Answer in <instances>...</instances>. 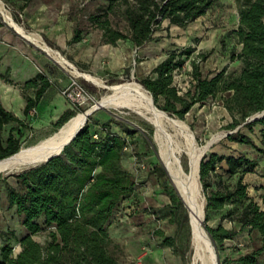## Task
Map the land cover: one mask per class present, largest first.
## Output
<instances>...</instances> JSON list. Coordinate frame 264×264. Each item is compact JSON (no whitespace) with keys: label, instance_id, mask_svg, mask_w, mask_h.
I'll use <instances>...</instances> for the list:
<instances>
[{"label":"trees","instance_id":"obj_1","mask_svg":"<svg viewBox=\"0 0 264 264\" xmlns=\"http://www.w3.org/2000/svg\"><path fill=\"white\" fill-rule=\"evenodd\" d=\"M217 1L109 0L89 16V21L100 31L102 43L129 41L139 48L156 41L155 35L165 29V22L185 28ZM238 3V24L232 30L236 47L230 54L237 68H223L213 76H204L193 61L190 85L181 92L174 83V73L181 71L194 50H172L150 75L138 82L152 94L160 110L181 120L194 105L219 98L232 118L227 128L242 126L251 131L259 126L264 144V116L249 121L264 111V0ZM14 18L18 21L17 16ZM73 32L68 44L80 42L83 37L79 28ZM201 57L205 60L208 54ZM2 78L13 84L7 75ZM50 85L46 73L21 85L24 92L35 90L34 98L25 96L26 115L34 110ZM83 111L81 107L67 110L53 125V131ZM13 124L27 128L0 99V160L21 149L22 134H13L18 129ZM136 133L115 118L98 113L88 118L60 156L17 173L0 175L7 207L24 229L21 234L15 230L0 231V264H119L117 255L122 249L110 235V226L125 202L139 201L144 169L133 170L129 150ZM227 139L251 145L264 154V149L240 129ZM257 165L244 155L210 153L202 159L200 179L206 196V218L209 220L210 210L221 212L219 223L206 229L219 254L226 250V242L236 243L237 257L222 255L220 264H264V183L249 193L244 181ZM149 168L169 197L171 217L177 218L181 202L175 201L168 189L165 170L155 165ZM262 178L264 182V174ZM41 233H46L44 243L35 239ZM156 235L163 237L162 245L177 252L173 237L164 236L161 231H156ZM16 245L19 251L14 253Z\"/></svg>","mask_w":264,"mask_h":264},{"label":"rangeland","instance_id":"obj_2","mask_svg":"<svg viewBox=\"0 0 264 264\" xmlns=\"http://www.w3.org/2000/svg\"><path fill=\"white\" fill-rule=\"evenodd\" d=\"M108 2L109 0H0L1 24H10L5 17V14L9 15L23 29V33H20L27 40H29L27 36L39 37L41 43L44 42L43 44L58 52L80 73L97 77L106 85V87L97 86L81 76L76 77L71 69L63 68L39 45L29 40L33 44L31 48L33 47L35 54L43 55L45 59L59 68L61 66L69 76L70 81H77L88 92L89 100L82 106H75L73 102L66 98L72 109L81 107L84 111L87 110L96 101L110 93L108 86L130 81L139 83L138 79L150 75L153 69L166 59L168 53L172 50L176 53H180L187 48L194 50L191 57L186 59L181 71L174 73V83L181 92H184L190 85L193 61L198 64L204 76H213L215 72L223 68L228 70L237 68V62L230 60V54L233 48L236 47V39L232 34V30L236 29L238 24V0H218L217 4L204 16L185 28L168 26L165 22L163 24L165 29L155 35L156 41L140 48H132V54L127 55V66L131 70L129 78L115 75L101 77L100 70L95 67L93 70L89 68V72L81 70L79 67L86 68L88 65L82 61H74L73 57L76 56V51H72L74 47L66 45L63 49L58 46L55 40H48L39 29L41 22L47 21L51 24L58 20L59 22L63 21L64 18L66 22L71 23V29L79 28L83 37L86 38L87 42L85 44L87 46L83 47L81 51L87 54V49L92 50L90 55L98 57L104 54L105 47L101 42L100 31L91 24L89 16L97 13L99 8L106 6ZM15 16H17L18 21L15 20ZM36 19H40V22ZM77 52L79 53L80 50ZM201 54H208V57L203 60ZM112 61L111 58L110 62ZM78 113L80 112L76 114ZM98 113L113 117L130 129L137 131L129 144L132 156L131 166L134 171L137 168L144 169L141 171L143 186L140 188L138 203L125 202L115 213L113 223L110 226V235L122 249L117 255L119 264H190L192 248L188 214L159 158L158 148L154 141L153 126L127 108H101L91 116ZM183 121L194 133L197 145L200 148L210 143L204 156H208L210 153L233 156L244 155L258 163L257 167L244 177L245 183L248 184L249 193H252V188L259 183L260 173H263L264 170V154H261L251 145L230 141L227 137L240 129L241 132L250 136L259 148L264 149L259 126H255L251 131L242 126L236 129H228L227 126L232 122V118L219 98L209 99L205 104L194 105L185 114ZM56 131L49 129L38 133L37 139H25L21 148L35 145ZM152 165L162 167L165 170L168 178L167 187L171 190L175 201L181 202L177 218L171 217L170 208H168L170 204L169 197L165 194L164 187L158 182L157 176L151 172L149 167ZM182 166L188 172L189 161L185 155L182 157ZM17 172L1 175L6 176ZM223 178L226 179V176ZM232 180L234 181V179ZM2 185L0 184V231L15 230L18 234H21L24 229L21 227L14 211L8 209ZM202 192L205 196L204 188ZM220 213L219 211L210 210L208 213L209 220L205 219V226H216L220 221ZM205 217H207L206 210ZM156 231L163 232L164 236L173 237L177 252L168 246L162 245L163 237L157 236ZM35 239L44 243L46 233L35 236ZM1 242L0 239V245ZM213 245L216 248L219 262L222 255L237 257L236 243L226 242V250L220 254L214 242ZM18 251L19 247L16 245L14 253ZM262 262L264 263V259Z\"/></svg>","mask_w":264,"mask_h":264},{"label":"bare ground","instance_id":"obj_3","mask_svg":"<svg viewBox=\"0 0 264 264\" xmlns=\"http://www.w3.org/2000/svg\"><path fill=\"white\" fill-rule=\"evenodd\" d=\"M5 17L11 25L23 33V29L9 15L5 14ZM27 38L44 49L63 68L71 69L76 77L81 76L97 86L106 87L99 78L80 73L58 52L50 49L43 44L44 42L41 43L39 37L27 36ZM108 88L109 94L96 101L87 110L74 115L60 131H56L37 144L47 146L48 151L60 149L62 144L84 125L86 112L92 107L127 108L150 123L154 128V141L161 163L188 214L192 248L190 264H216L215 247L205 226V197L198 173L199 162L207 146L200 148L197 145L194 133L183 120L154 106L150 93L140 83L130 81ZM35 145L22 147L14 156L0 161V171L3 173L20 171L27 162L41 154L37 152L39 147ZM184 155L189 161L188 172L182 166Z\"/></svg>","mask_w":264,"mask_h":264},{"label":"crops","instance_id":"obj_4","mask_svg":"<svg viewBox=\"0 0 264 264\" xmlns=\"http://www.w3.org/2000/svg\"><path fill=\"white\" fill-rule=\"evenodd\" d=\"M36 20L40 22V19ZM70 24L64 18L63 21L59 22L58 20L51 24L44 21L39 24V29L48 40H55L58 46H61L63 49H65L66 45L74 47L72 50L76 51V56L74 55L75 57H73L74 61H82L88 65L84 69H82L83 66L79 67L81 70L89 72V68L93 70L95 67L100 70L99 74L101 77L109 75L122 76L123 78L130 77L131 70L126 62L127 55H131L132 48L137 47L129 41L118 42L116 45L103 43L105 47L103 50L104 54L98 57L91 56L92 50L87 49V54L81 51L83 47L87 46L85 44L87 42L85 37H82L80 42L68 44L74 33V28L71 29ZM29 43L31 42L16 30L13 25L3 23L0 27V99L2 105L8 111L14 113L23 122L24 126H27L25 128L17 124L12 125L13 128H18L13 134L17 136V132L20 131L22 140L37 139L38 133L52 129L53 125L67 110H72L71 105L61 93L70 83L69 76L61 66L59 68L45 59L43 55L35 54L32 49L33 47L31 48L33 44ZM90 48L92 49V47ZM79 50L80 52L78 53L77 51ZM111 58L112 62H110ZM39 73H46L51 85L34 110H31L26 115L24 113L27 103L25 96L34 98L35 90L31 88L24 92L21 85L33 79ZM5 75L13 81V84L6 82L2 78ZM262 172L260 173L259 183L251 190L252 193L256 192V186L263 185L264 183L262 178L264 170Z\"/></svg>","mask_w":264,"mask_h":264},{"label":"water","instance_id":"obj_5","mask_svg":"<svg viewBox=\"0 0 264 264\" xmlns=\"http://www.w3.org/2000/svg\"><path fill=\"white\" fill-rule=\"evenodd\" d=\"M148 91V90H147ZM149 92V91H148ZM150 93V92H149ZM150 95H151V99H152V103L154 104V106H156V104H155V102H154V99H153V96H152V94L150 93ZM157 107V106H156ZM99 109H101V107H92V108H90L87 112H86V117H85V121H84V125L78 130V131H76V133L71 137V138H69L67 141H65L63 144H62V146H61V148L60 149H58V150H54V151H48V149H47V146H39V144H37V145H35V147H39L38 148V151L37 152H41V154L40 155H37V157H35L34 159H32L31 161H29V162H27L25 165H24V168H21L20 169V171H22V170H24V169H27V168H30V167H34V166H38V165H40V164H43V163H46V162H49L50 160H52V159H54V158H56V157H58V156H60L62 153H63V151H64V149L76 138V136L80 133V131L85 127V125H86V123H87V121H88V118L93 114V113H95L96 111H98ZM165 113H167V112H165ZM168 114V113H167ZM264 116V111L262 112V113H260V114H255L254 116H252L250 119H249V121H255V120H257V119H259V118H261V117H263ZM70 120V119H69ZM69 120L66 122V123H68L69 122ZM65 123V124H66ZM64 124V125H65ZM63 125V126H64ZM62 126V127H63ZM61 127V128H62ZM61 128H59L58 129V131H60V129ZM209 145H210V143H208V145H207V148L209 147ZM21 150V149H20ZM19 150V151H20ZM18 151V152H19ZM17 152V153H18ZM16 153V154H17ZM15 155V154H14ZM14 155H12V156H14ZM11 157V156H10ZM203 157H204V154L202 155V157H201V159H200V162H199V171H198V173H199V182H200V184H201V179H200V165H201V162H202V159H203ZM9 158V157H8ZM5 159H7V158H5ZM4 160V159H3ZM0 161H2V160H0ZM7 174L8 173H10V172H6ZM1 174H3V171H0V175ZM201 188H202V184H201ZM202 190H203V188H202ZM205 197V196H204ZM205 205H206V197H205ZM205 219H206V217H205ZM215 256H216V264H220V262H219V259H218V255H217V251H216V248H215Z\"/></svg>","mask_w":264,"mask_h":264},{"label":"built area","instance_id":"obj_6","mask_svg":"<svg viewBox=\"0 0 264 264\" xmlns=\"http://www.w3.org/2000/svg\"><path fill=\"white\" fill-rule=\"evenodd\" d=\"M62 95L69 99L75 106H82L89 100V94L85 88L75 80L62 90Z\"/></svg>","mask_w":264,"mask_h":264}]
</instances>
